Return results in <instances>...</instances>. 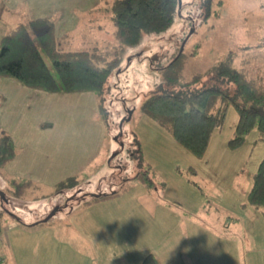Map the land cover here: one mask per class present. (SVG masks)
Returning <instances> with one entry per match:
<instances>
[{"label": "rangeland", "instance_id": "rangeland-1", "mask_svg": "<svg viewBox=\"0 0 264 264\" xmlns=\"http://www.w3.org/2000/svg\"><path fill=\"white\" fill-rule=\"evenodd\" d=\"M204 1L179 0L169 28L144 34L124 50L106 83L101 162L77 176L75 188L51 194L30 187L14 198L0 176V210H6L0 264H140L148 253L159 264H263L264 210L247 201L264 158L257 127L231 146L238 113L229 105L199 157L141 111L154 94H184L212 83L205 74L229 53L238 68L264 78V0H211L208 18ZM99 21L103 31L95 28L90 44L103 47L115 41L114 25L105 15ZM181 51L187 57L183 82L205 75L190 89L167 82L163 73ZM142 169L152 179L150 189L131 179Z\"/></svg>", "mask_w": 264, "mask_h": 264}, {"label": "trees", "instance_id": "trees-1", "mask_svg": "<svg viewBox=\"0 0 264 264\" xmlns=\"http://www.w3.org/2000/svg\"><path fill=\"white\" fill-rule=\"evenodd\" d=\"M210 2L205 0L203 3L207 18L211 14ZM102 4L114 25V42L103 47L93 44L77 50L65 49L62 46L63 37L56 36L52 20L28 19L17 23L0 39V77L12 78L28 88L52 93L92 92L97 99L98 114L107 125L104 105L106 83L119 66L124 50L138 45L144 34H159L169 28L179 9V0H102ZM186 59L182 51L172 58L163 71L167 82L174 85L180 83L187 89L200 83L205 75H209L213 82L184 94H154L143 103L142 113L167 128L177 142L199 157L206 151L211 135L221 125L229 105H233L238 113L234 137L229 141L231 146L239 145L254 127L263 138L264 78L238 68L229 53L205 75L195 74L183 82ZM135 151L143 167L141 148ZM16 154L17 148L11 136L0 129L1 177H5L4 168ZM133 157L135 159L134 154ZM147 175L148 171L142 169L131 179H141L150 189L153 182ZM8 183L14 189V198H21L28 188L34 186L29 179L11 178ZM77 184V176L67 177L53 185L51 194H60ZM116 194L94 196L91 201ZM247 201L253 207L264 210V158L253 176ZM5 211L4 207L0 210V226ZM262 260L264 264V248ZM140 264L159 263L153 254L148 253Z\"/></svg>", "mask_w": 264, "mask_h": 264}, {"label": "crops", "instance_id": "crops-1", "mask_svg": "<svg viewBox=\"0 0 264 264\" xmlns=\"http://www.w3.org/2000/svg\"><path fill=\"white\" fill-rule=\"evenodd\" d=\"M103 14L102 0H0V39L19 22L47 18L65 49L91 46ZM0 129L17 148L5 181L29 179L36 191L99 165L107 134L92 92H46L7 77H0Z\"/></svg>", "mask_w": 264, "mask_h": 264}]
</instances>
